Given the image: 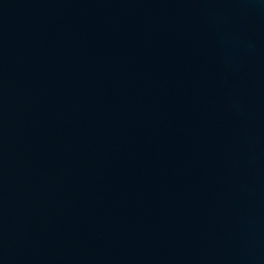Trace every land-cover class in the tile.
I'll return each instance as SVG.
<instances>
[{"label": "water", "instance_id": "water-1", "mask_svg": "<svg viewBox=\"0 0 264 264\" xmlns=\"http://www.w3.org/2000/svg\"><path fill=\"white\" fill-rule=\"evenodd\" d=\"M0 264H264V0H0Z\"/></svg>", "mask_w": 264, "mask_h": 264}]
</instances>
